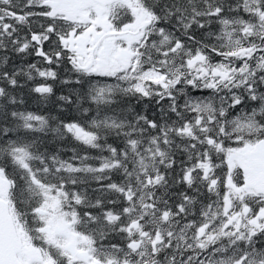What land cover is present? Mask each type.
<instances>
[{
    "label": "snow or ice",
    "instance_id": "1",
    "mask_svg": "<svg viewBox=\"0 0 264 264\" xmlns=\"http://www.w3.org/2000/svg\"><path fill=\"white\" fill-rule=\"evenodd\" d=\"M0 264H264V0H0Z\"/></svg>",
    "mask_w": 264,
    "mask_h": 264
}]
</instances>
